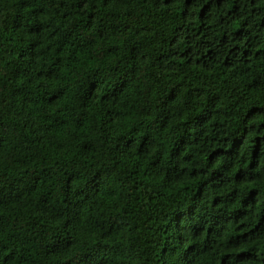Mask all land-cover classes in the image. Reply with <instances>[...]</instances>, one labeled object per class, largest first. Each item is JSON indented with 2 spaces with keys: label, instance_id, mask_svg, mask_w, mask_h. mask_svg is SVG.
<instances>
[{
  "label": "trees",
  "instance_id": "trees-1",
  "mask_svg": "<svg viewBox=\"0 0 264 264\" xmlns=\"http://www.w3.org/2000/svg\"><path fill=\"white\" fill-rule=\"evenodd\" d=\"M0 264H264V0H0Z\"/></svg>",
  "mask_w": 264,
  "mask_h": 264
}]
</instances>
